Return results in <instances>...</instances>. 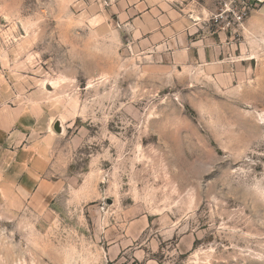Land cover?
I'll return each mask as SVG.
<instances>
[{
	"label": "rangeland",
	"instance_id": "obj_1",
	"mask_svg": "<svg viewBox=\"0 0 264 264\" xmlns=\"http://www.w3.org/2000/svg\"><path fill=\"white\" fill-rule=\"evenodd\" d=\"M263 2L0 0V264H264Z\"/></svg>",
	"mask_w": 264,
	"mask_h": 264
},
{
	"label": "built area",
	"instance_id": "obj_2",
	"mask_svg": "<svg viewBox=\"0 0 264 264\" xmlns=\"http://www.w3.org/2000/svg\"><path fill=\"white\" fill-rule=\"evenodd\" d=\"M218 2L220 10L219 18H225L227 26L231 24L236 26L243 24L249 10L239 7L237 4L239 0H218Z\"/></svg>",
	"mask_w": 264,
	"mask_h": 264
},
{
	"label": "water",
	"instance_id": "obj_3",
	"mask_svg": "<svg viewBox=\"0 0 264 264\" xmlns=\"http://www.w3.org/2000/svg\"><path fill=\"white\" fill-rule=\"evenodd\" d=\"M258 12L260 14H263L264 15V2L262 3L261 7L259 8ZM53 130L54 132H56L57 134H63L64 132V128H63V125H62V122L61 120H57L56 122H54L53 124Z\"/></svg>",
	"mask_w": 264,
	"mask_h": 264
},
{
	"label": "crops",
	"instance_id": "obj_4",
	"mask_svg": "<svg viewBox=\"0 0 264 264\" xmlns=\"http://www.w3.org/2000/svg\"><path fill=\"white\" fill-rule=\"evenodd\" d=\"M175 20L178 21L177 18H175ZM175 24L178 25L179 22L172 23V25H175ZM1 131H2V125L0 124V144L3 142V140H4L5 138H7V135L4 137L3 134L1 133ZM135 259H136L138 262H141L142 259H144V258H143V257L135 256ZM145 264H155V263H153V262H148V263H145Z\"/></svg>",
	"mask_w": 264,
	"mask_h": 264
}]
</instances>
